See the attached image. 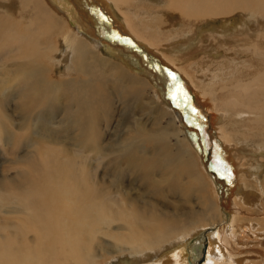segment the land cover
Returning <instances> with one entry per match:
<instances>
[{
  "label": "rangeland",
  "instance_id": "374dc122",
  "mask_svg": "<svg viewBox=\"0 0 264 264\" xmlns=\"http://www.w3.org/2000/svg\"><path fill=\"white\" fill-rule=\"evenodd\" d=\"M135 1V3H132L133 5L129 2L118 5L110 2L109 11L112 12L113 23L121 28V34L125 37L129 35L127 37L129 43L126 44L128 46L127 50L128 53L131 52L129 54L130 60H136L137 64L135 67V65H127L124 61L123 67L127 70V73L130 70L133 73L132 75H136L150 83L151 88H145L146 96L157 103L156 106L159 104V107L154 106L145 98L136 97L118 86L110 92L107 91L109 92L110 102H107L103 108L98 110L102 118H95L97 113L95 109L103 103L101 100H97L93 113L95 119L87 115L85 118L83 116L79 119L77 116L79 107L77 101L74 100L75 96L69 98L62 96L63 85H67L66 79L84 77L76 71L70 72L67 69L71 56L70 48L64 50L66 53L64 56L62 55L63 57L57 58L56 53L49 55L53 59L57 58L55 61L53 60L56 63L54 65L53 61L50 63V61L42 58L39 60V63L43 65L41 68L25 70L22 76L15 75L12 78H9L8 75L5 78H2V75L0 76V237L5 234L7 236L12 235V231L17 228L19 220L31 217L35 210L42 213L45 209L47 213L34 222L37 224L48 223L47 228L51 231V235L56 229L57 233L61 235H66L71 239H79L82 254L85 255L89 252L90 218L92 211L95 210L87 207L88 203L92 201L90 197L92 190L105 187L109 199L117 189L135 191L142 188L139 193L143 196V192L145 193L148 190L152 192V189L155 188V182H159L157 186L162 188L161 192L159 194H148L143 199L139 197L134 203V208L140 214H138L140 218L143 217L149 220L150 217H167L172 216L175 211L182 218V212L185 211L187 213L186 220H194L193 210L199 209L201 207L199 205H203V203L201 199L196 200L194 194L191 195L189 202L185 201V198L194 192L188 174H183L185 170L181 166H177L175 169L179 171V176L176 179H172V177L165 180L161 179L160 177L169 175L171 171L164 170L162 165L158 166L157 169H150L147 165L154 161L160 164L165 158V153L161 151L159 157L153 155L151 147L143 142L146 137L140 135L147 133L146 136L150 137L151 130H156L157 126L170 129L171 123H174L178 138L170 135L171 140L168 138L166 141L169 145H166L167 150L172 153L180 151L178 146H180L182 139H186L188 142L186 149L191 151L190 157H193L194 160L197 158V165L196 161L194 164L195 171L198 172L199 168L200 172L211 180V182L209 181V187H214L215 193H212V196L218 205L222 223H229V212L224 203H229L231 208L234 205H239L235 208L240 210L235 213L237 220L234 226L232 225L231 230H228L227 243L224 245L226 251L231 254L232 258L240 260V264H264V130H261L263 123L258 121L259 125L255 124L254 119L258 116L254 113L236 112L229 108L231 107L229 104L222 108V99L217 95L218 100H210V97L214 95L210 90H217L220 96L226 97V101L229 99L227 96L238 99L240 95H244L249 91L245 89L246 85L251 86L252 79L264 72V14L260 15L261 9H264L262 3L264 0H239L238 9H243V4H249V7L254 5V9L250 8V10L255 11L257 14L249 15L248 12L239 10L230 16L217 18L215 22H210L207 18L204 20L185 18L181 14L166 8L164 0H149V6L151 5V7H147L148 9L138 3L140 0ZM137 3L140 7H133ZM258 3L259 7H255ZM6 6L10 7L13 12L11 13L13 17L8 16L15 21H19L18 6L14 5L15 10L9 4ZM199 6L203 9L202 2L199 3ZM56 9L61 25L68 22L66 14L60 8L56 7ZM86 9L84 8V10ZM0 10L5 11L6 9L2 5ZM203 11L205 16L209 15L204 9ZM193 13H197V8L194 9ZM28 15H33V13H28ZM130 26L136 29L137 27H139L138 29L145 27L142 31L147 32L154 38V34H156L155 39L157 41L155 43L142 41L137 35L138 32ZM71 30L76 33L73 25H71ZM85 32L82 36L90 38L88 32L86 34ZM76 35L81 34L77 33ZM99 36L101 39L106 36L104 29H102ZM29 42L32 50H38L41 46L39 40H35L33 37L29 38ZM104 43L101 46L95 45V51L103 55L106 53L114 58L113 50L106 42ZM131 45L136 47L133 49ZM247 46L249 50H247ZM138 48L142 52H133ZM113 49L118 51L116 47H113ZM132 53H135L136 59ZM15 56L11 51L7 55H0V64L3 61H7L9 64L12 60L15 62L20 61V59L21 61L27 60L25 57L20 58L21 55H18V57L15 54ZM139 58H142V60H139ZM147 58L156 64L152 68L150 66L153 71L149 68V64L145 62L149 61ZM173 61L180 63L177 68ZM134 69L135 71H133ZM147 73L155 77L154 83L145 77ZM162 74L165 76H162ZM31 75L40 76L44 84L26 86L25 80ZM171 77L173 79H170ZM183 77H191L192 87L186 80H183ZM166 78L171 80L169 82V86H172L171 90L174 89L176 92L177 89L173 87L177 88L178 86L182 90L185 89L184 92H188L194 103L193 106L196 105V110L194 109L196 121L205 122V115L203 116L202 105H200L203 102L210 103L211 108H214L215 111L221 107L220 111H216L215 114L218 123L213 122L215 119L211 118V114H208L206 119V123L214 134L211 138L213 141L215 140L214 149H211V146L203 138V130L198 126L195 128L189 117L187 118V115H184L181 101H186L187 96L183 95L181 98L179 93L183 92L177 91L178 97L167 99L159 86L156 85L155 82H158V84H163V86L169 88L163 81ZM178 78L182 81H178ZM21 79L23 83H20ZM84 79L86 80V77ZM97 79V77L92 76L90 80L93 82ZM219 86L231 87L230 94L220 91ZM259 86L261 87V85H258V88H260ZM96 88L99 89V87ZM199 93H205L208 97L201 99L203 100L201 102ZM58 98L66 101L70 109H65ZM185 103L192 106L188 101ZM174 104L176 108L180 109L186 120L179 117L176 108L173 107ZM198 109H200L202 115L198 113ZM244 109L246 110V108ZM164 110L169 111V118L166 115L165 119L159 116ZM104 114L106 117L103 118ZM68 119L72 121L69 122ZM129 120L135 121L134 129L128 123ZM167 120L170 122H167ZM92 126H94L96 132L95 136L98 135V140L95 136L93 141L91 140L89 153L87 151L89 142L86 137L90 134L89 129ZM193 136L196 137L197 143L202 141L198 144L200 147L206 145V156L209 155L210 161L213 163L212 167L222 176V182L216 183L208 173L210 170L207 171L203 166L204 158L201 156L198 147L195 146L193 142L195 137L193 138ZM111 141L114 143H110ZM129 141L136 148L137 155L142 154V164L138 163V168L135 165L137 156L124 151V147L128 145ZM77 147L79 150L82 147L83 152H75ZM38 154H40L39 157ZM80 155L83 157L82 159ZM78 159L79 161H75ZM126 159L131 160L132 167H127ZM220 160L223 161V164L220 163ZM224 167L223 175L221 171ZM69 172L71 173L69 174ZM221 184L224 185L223 189L218 187ZM181 185L187 191L186 196L178 195L183 189ZM74 190H77L79 194ZM30 193H33V195ZM203 198H205L204 194ZM244 199H249L248 203H243ZM95 203L98 210L110 207L108 202H106L108 205H105L103 201L102 203L98 201ZM127 205H129V202H127ZM204 205L208 206V203L205 202ZM217 205L214 207L215 213L213 216H216ZM221 205L228 213L227 219L225 214L222 216ZM75 208H82L84 211L74 213ZM147 208L151 215H145ZM34 214L36 213L34 212ZM208 214L209 218H206L207 213L204 214L206 219L203 223L209 224L202 226V228L200 226H197V229L192 228L196 232L191 235L187 233L188 239L185 241L189 245L188 247L200 248L196 264L204 262L208 236L218 229L215 225L217 223L210 225L213 213L209 212ZM183 223L185 222L183 221ZM101 226L102 224H98L102 232ZM109 232L113 233L116 238H119L121 234V231L117 230L114 224L110 226ZM94 234L104 240L109 239L101 233ZM17 235V237L10 236L9 241L13 237V239L21 241V235ZM184 236L186 235L178 237L184 239ZM6 238L8 237H4L3 241ZM28 238L33 242L31 237ZM53 239L56 241L55 238ZM5 245V247L11 246L12 248L17 246L11 242ZM105 247L109 251L110 247L114 246L107 244ZM228 249H232L234 252L230 253ZM201 251L203 252V259L199 263ZM99 258H101V264L116 261V255L114 254V257H111L110 253ZM5 262L9 263L10 260ZM67 264L73 263L68 261ZM233 264L237 263L233 262Z\"/></svg>",
  "mask_w": 264,
  "mask_h": 264
},
{
  "label": "bare ground",
  "instance_id": "6f19581e",
  "mask_svg": "<svg viewBox=\"0 0 264 264\" xmlns=\"http://www.w3.org/2000/svg\"><path fill=\"white\" fill-rule=\"evenodd\" d=\"M164 1L166 8L181 14L185 18L186 17H189L190 19L197 18L196 20H200V19L204 20L205 18H207L208 20H210V22L211 21L215 22L217 18H222L228 15L230 16L231 14L239 10L248 12L249 15L257 14L255 11L250 10V8L254 9L253 7L254 5L252 7H249V4H243V9H238L239 0H164ZM110 2H114L115 4L118 5L120 3L125 4L128 2L129 4H132L135 3L136 1L135 0H0V7H2L3 5V7H5L6 9L5 11L0 10V55L2 54L7 55V53L11 51L14 54V56L15 54H17V56L21 55L20 58L22 57L27 58L26 61L25 60L21 61L20 59V61L15 62L12 60V62H9V64L7 63V61H3L0 64V76L2 75L3 76L2 78H5L7 75L9 78L14 77L15 75L22 76L23 71L25 70H32L43 67V65L39 63L40 59L44 58L43 60L50 61L51 63L53 60L55 61V59H57L58 57H63L64 54L66 53V51L64 50L70 48L71 56L69 59V66H67V69L70 72L76 71L77 73L84 75V77H86V80L84 79V77L82 78L75 77L71 79L69 78L66 79L67 85H63L64 89L62 91V96L68 98L75 96L74 100L77 101L79 107V110L77 109L78 110L77 116L79 119L83 116L85 118L86 115L93 119L102 118L98 110L103 108L107 102L108 103L110 102L109 100L110 96L108 95V93L113 89L117 88L118 86L132 93L136 97L145 98L151 104H154V106H156L155 104L157 103H154L152 99L147 98L146 96L145 88L146 87L151 88L150 83L146 82L145 79H142L136 75H132L133 73L130 70H128L127 73V70L122 65L125 61L127 65H135V67L137 66L136 60L134 59L130 60L129 54L131 52L128 53L127 50L128 46H126V44L129 43V41L127 40V37L129 35L127 37L122 35L121 34L122 32L120 30L121 28H119L117 24L113 23L112 12L109 11ZM201 2L203 3V9L207 12V14H209L208 16H205L203 9L199 6V3ZM138 3H141V6H143L144 8L151 7V5L149 6L150 3L149 0H140V2ZM262 3L264 6V1ZM7 4H9L13 8L14 5L18 6V15H20L19 21L17 20L15 21L12 18L13 16L11 13L13 12L10 7L6 6ZM137 4H136L137 7L136 6L133 7L135 8L140 7L139 4L138 5ZM56 7L60 8L61 11L66 14V17L68 19V22H66L63 25H61V22L58 19L57 13L55 11L57 10ZM234 7L237 8L233 9ZM255 7H259V3L255 5ZM84 8L87 9L84 10ZM195 8H197L196 14L193 13ZM28 13H33V15H28ZM88 14L89 16H87ZM263 14H264V9H261L260 15ZM8 15H11L12 17ZM127 24L129 26L128 22ZM71 25H73V27L75 28L76 33L72 32ZM138 28L139 27H137V29L136 28L133 29H135V31L138 32L137 35L142 39V41L145 40L146 42L149 43H155V41H157V39H155L157 37L156 34H154L155 36L154 38L151 35L147 34V32L145 33L144 31H142L144 30L145 27L144 28L140 27V29ZM79 29L80 31L78 32ZM102 29H104V31L106 32V36L103 37L104 40L101 39L99 36ZM133 29L132 32L134 33ZM83 32H85V34L88 32L87 34L88 37L90 38L82 36ZM77 33H80L81 35H76ZM30 37H33L35 40H39L41 46L38 50H32L31 44L29 42ZM104 42H106L108 46L113 50L112 52L115 56L114 58L106 53H104L105 55H103L102 53L100 54L98 51H95L96 50L94 48L95 45L98 44L101 46L105 44ZM113 47H116L118 51L113 49ZM131 47H133V45H131ZM135 47H133V49ZM247 50H249L248 46H247ZM135 51L140 52L141 50H139L138 48L135 49L133 52ZM55 53L56 55H58L57 58L53 59L51 56H49V55H54ZM134 54L132 53L133 57L136 56ZM140 59L142 60V58H139V60ZM147 60L149 61H145V62L149 64V68L150 66L152 68L153 65H156L155 62H153L151 59L147 58ZM54 61H53V65L56 64L54 63ZM173 64L177 68L178 64L180 63L173 61ZM158 66L160 65L158 64ZM133 71H135V69ZM92 76H95L98 79L96 81L94 80L93 82H91L90 79ZM162 76L165 75L162 74ZM145 77L154 83L155 77L150 76V73H147ZM185 77H183L184 78L183 80L184 81L186 80V82L189 83L190 87H192V82L190 80L191 77L189 78H185ZM170 79L173 78L171 77ZM168 80L167 78L166 80L163 79V81L166 83L167 86H169V82H171V80L170 81ZM177 80L182 81L179 78ZM42 81L40 76L31 75L28 79L25 80V85L40 86L44 84ZM20 83H23L22 79ZM155 83L156 85L159 86L160 90L165 95V97H167V99L171 97L175 99V97H178L177 91L183 92L181 94L179 93V96L181 98L183 95L187 96L186 101H188L189 104H192V106L189 105L190 106L189 107L188 105H186L184 101H181L183 105L182 111L184 112V115H187V118L189 117V119L193 122L192 125H194L195 128H197L198 126L203 130L204 132L203 138L211 146V149L212 148L214 149L215 140L213 141L211 139L213 138L214 134L211 128L206 123V119L208 114H211L212 116L211 118L215 119L216 111H220L219 109L221 107L220 108L216 107L217 110L215 111L214 108L213 109L211 108L212 105L210 103L203 102V100H201L207 98L208 96L205 93L202 94L199 93L200 101L203 102L202 104H200L202 105L201 109L203 110L204 113L203 116L205 115V119L204 118L202 119H204L205 122L203 123V121L201 122L196 121L195 119L197 118H194L196 117L194 115L195 112L194 109L196 108V105L193 106L194 103L191 97L189 96L188 92H184L185 89L182 90L181 87L177 86L176 88L174 86L173 88L177 89L175 92L174 89L173 90L170 89L172 86L171 87L169 86V88H167L163 86V84H158V82ZM112 84H116V85H112ZM251 84H252L251 86L245 84L246 85L245 89H248L249 91L246 92L244 95H240L238 99H235L232 96H227L229 98L227 101H226V97L222 95L220 96L217 90L216 91L210 90L214 94L213 96L210 97V100L215 101L218 100L217 97H219L222 99L221 101L223 104L222 108H224L225 106H227V104H229L231 105V107L229 108L236 112L254 113L256 116H258L254 119L255 124L259 125L258 121H260L261 123H263L261 130L262 129L264 130V72L257 75V77L253 78ZM258 85H261V87L259 86L260 88H258ZM96 87H99V89ZM219 88L220 91H225L227 94H230L231 92V87L225 88L223 86H219ZM97 100H101V102L103 103L98 108L95 109L97 113L94 118L93 117L94 108H95L94 105L96 104ZM60 102H62V105L65 109L66 108L67 110L70 109V107L67 106L66 101L60 100ZM170 103L172 104V102ZM158 105L156 107L160 106ZM244 108H246V110ZM176 110H177L176 113L179 115L180 118H182L183 114L180 111V109L177 108ZM198 110H199L198 113L199 114L201 113L202 115L200 109ZM212 113L214 114L212 115ZM169 114H170L169 111L164 110L159 114V116L165 119V115L167 118H169L170 116ZM199 114L196 115L198 116ZM104 117H106L105 114L103 115V118ZM68 120L69 122L72 121L70 119ZM167 122L170 121L167 120ZM213 122L218 123V118H216L215 121ZM128 123L131 125L132 129H134L135 121L132 122L131 120H129ZM174 125H175L174 123H171L170 129L165 128L163 126L161 127L157 126L156 130H151L152 133H150V137L146 136L147 133L144 134L139 133V134L146 137L143 139V142L151 147V152L153 153V155L159 157L161 151L165 153L164 154L165 158L160 162V164L154 161L152 163H148L147 165L148 168L150 169H157L158 166L162 165L164 170L171 171L169 175H164L160 177L161 179L165 180L166 178L169 177H172V179L173 178L176 179V177L179 176L178 173L179 171L175 169L177 166H181L182 169L185 170L183 171L184 172L183 174H188V177L190 178V181L193 184L194 192L189 194L185 198V201L189 202L191 195L194 194L196 196V200L201 199L203 203V205H199L201 206L199 207V209L193 210L192 216L194 220H186L187 213L185 211L182 212L181 215L182 218H180V215H178V212L176 211L174 214H172V216L169 215L167 217L162 216L157 218L150 217L149 220L143 217L140 218L138 216L139 213L134 208V203L136 202V200H138L139 197L143 199L147 197L148 194H159L162 190L161 187L157 186L159 182L158 183L155 182V188L152 189V192L150 190H148L145 193L143 192V196H141L139 193V191L142 190V188H139L138 190L135 191H131L130 189L126 191H124L123 189H117L113 192L111 198L109 199L107 198L105 192L106 188L99 187L97 189L92 190L90 194L92 201H90L87 205L88 208L95 209L94 211H92L90 218L91 233L88 242L89 243L88 253H86L85 255L82 254V250H81L82 246H81V242L78 241L79 239L76 238L71 239L66 235H61L57 233L56 229L53 231L51 235V231L47 228L48 223H42V224L35 223L34 221L36 219L42 218L47 213V210L45 209L42 211V213H39L38 211L35 210L34 212L36 214H34V212H33L34 215L32 214L34 217L31 215V217H25L22 218V220H19L17 228L13 229L12 231V235H8V236L6 234L1 235L0 264H31L32 262L34 264H60V263L67 264L68 261L73 264H98V262L99 264H101L100 263L101 258L99 257H102L103 255H107V253H110L111 257H114V254L116 255V261H113L112 263H108V264H196V259L199 256L200 248L194 246L188 247L189 245L185 241L188 239L187 233L191 235L194 232H196V230L192 228L197 229V226H200V228H202V226H206L209 224V223H203L204 219L209 218V214H208L209 212L213 213L211 216L213 218L211 219L212 222L210 223V225L217 223L215 225H217L218 229L212 234H209L208 236V246L205 253L204 262L202 264H233V262L240 264L241 261L232 258L231 254H229L224 247L228 239V230H231L232 225L234 226V223L237 220L235 213L239 212L240 210L239 208L238 210H236L235 208L239 207V205L237 206L234 205L233 203L234 207L231 208L229 207L230 206L229 203L228 204L224 203V206L227 208L229 212V223L227 224L222 223L218 205L216 204V201L212 196V193H215L213 189L214 187H209L210 186L209 181L211 182V180L209 178L207 179L206 176L200 172L199 168H198V172L195 171L194 164L197 158L194 160L193 157H190L191 151L186 149L188 143L186 139L185 138L182 139L180 146H178V149L182 152L178 151L176 153H172L167 150V146L169 145L166 143V141L168 138L169 140H171L170 135L172 137L175 136L178 138L177 129ZM167 129L168 131H166ZM89 132L90 134L86 137V140L89 142V145L87 146V151L90 153V146H91L90 142L91 140L93 141L96 133L94 126H92L89 129ZM194 137L195 136H193V138ZM95 138L98 140V135L95 136ZM153 142L156 143L154 144ZM110 143L113 144L114 142L111 141ZM198 144H197L198 150L201 156L202 157L204 156L203 166L207 171L208 169L211 171V172L208 171L210 177L214 181H216V183H220L223 178L220 179L217 174H216L217 176L214 175V170L209 155L206 156V152H205L206 151L205 149L207 148L206 145L200 147ZM200 148H202L203 150L200 151ZM78 151L83 152L82 147H80V150L77 147L75 152ZM124 151L130 155L132 154L137 156V160L135 162L137 168H138V163L142 164V154L137 155L136 148L133 146V144L130 141L128 145L124 147ZM40 154H38V157L40 156ZM107 154L109 155L110 153ZM80 158L82 159L83 157L81 156ZM75 161H79V159ZM222 162L223 161L220 160L221 164H223ZM126 164L128 168L132 167V163L130 159H126ZM196 165H197V161H196ZM225 167L221 171L223 175H224ZM70 173L71 172H69V174ZM223 177L225 178V176ZM181 188L183 189H181V192L178 195L181 196L182 194V196H186L187 191L184 189L185 187L181 185ZM30 194L33 195V193ZM203 194L205 195V198H203ZM234 198H236V196H234ZM96 201H98L99 203H102L103 201L105 205H108L106 204V202H108L110 207H108V209L102 208L98 210L96 208V203H95ZM248 201L249 199H244V202L243 201L242 202L248 203ZM127 202H129V205H127ZM205 202L208 203V206L204 205ZM64 203L66 204V201ZM215 205H217L216 206L217 211H216V216H213L215 213V208H214ZM220 209L222 216L225 214L227 219L228 213L225 212L223 205H221ZM82 211H84L82 208H75L73 212L81 213ZM205 213H207L206 218L204 216ZM145 215H151L148 212V208L145 211ZM183 221L185 223L182 224ZM98 224H102L101 226L102 232L100 231L99 229L100 226L98 227ZM112 224L116 226L117 230L121 231L119 238H116V236L113 233L109 232V228ZM42 226L44 227L42 228ZM94 233H101L104 237L107 236V238L109 239L104 240L103 238L97 237ZM17 234H20L21 237H23L24 239L21 237H20L21 241L20 240L17 241L18 239L17 240L13 239L14 237L18 236ZM180 235H186V236H184V239H181V237H178ZM10 236H14V237L12 238V240L9 241ZM4 237H8V238H6L3 241ZM28 237H31L33 242H31L30 238ZM52 237L55 238L56 241ZM9 242L17 245L16 248H12L11 246L5 247L6 246L5 244ZM107 244L113 245L114 247H110V250L108 251L107 247H105V245L107 246ZM22 245L25 246L23 247ZM228 250L230 253L234 252V250L232 249H228ZM202 255L203 252L201 251V257L198 261L199 263L201 259H203ZM8 260H10V262L6 263L5 261Z\"/></svg>",
  "mask_w": 264,
  "mask_h": 264
},
{
  "label": "water",
  "instance_id": "95a60500",
  "mask_svg": "<svg viewBox=\"0 0 264 264\" xmlns=\"http://www.w3.org/2000/svg\"><path fill=\"white\" fill-rule=\"evenodd\" d=\"M184 102H186V101L184 100ZM186 105H187V103H186ZM173 107H175V108H176L175 104H174V106H173ZM176 109H177V108H176ZM194 115H195V112H194ZM182 118H183L184 120H186V119H185V117H182ZM186 124H187V122H186ZM187 126H188V124H187ZM193 140H194V143H195V144H196V146H197V144H198V143H197V141H196L197 139H196V138H194ZM200 143H202V141H200ZM202 150H203V149H202V148H200V151H202ZM202 155H203V154H202ZM203 157H204V156H203ZM211 164H213V163H211ZM213 166H214V165H213ZM207 167H208V166H207ZM207 169H208V168H207ZM208 170H209V169H208ZM213 170H214V175H216V174H217V175H218V177H219L220 179H222V176L219 174V172H218L217 170H215V168H214V167H213ZM210 172H211V171H210ZM217 175H216V176H217ZM221 182H222V181H221ZM216 185H217V184H216ZM223 186H224V185H223V184H221V185H219L218 187H219L220 189H223Z\"/></svg>",
  "mask_w": 264,
  "mask_h": 264
}]
</instances>
